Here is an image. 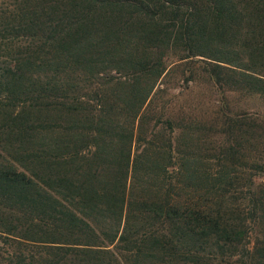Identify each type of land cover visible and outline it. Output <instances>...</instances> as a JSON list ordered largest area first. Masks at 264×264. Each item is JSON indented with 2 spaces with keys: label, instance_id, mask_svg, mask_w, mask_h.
<instances>
[{
  "label": "trees",
  "instance_id": "16d2710c",
  "mask_svg": "<svg viewBox=\"0 0 264 264\" xmlns=\"http://www.w3.org/2000/svg\"><path fill=\"white\" fill-rule=\"evenodd\" d=\"M182 3L0 0V261L264 264V182L255 179L264 177V159L248 157L242 137L235 134V143L227 137L229 144L220 153L205 158L180 153L174 161L170 140L167 147L139 150V145L133 151L142 138L137 122L158 87L156 78L138 75L162 70L147 62L137 67L138 57H127L126 37L148 40L144 35L157 29V43L166 46L171 39L182 40L185 32L186 40L193 41L202 29L213 37L220 24H232L227 28L232 30L245 21L257 29L250 36L258 42L244 54L246 62L192 49L179 59L201 55L222 62L204 65L216 82L226 78L231 88L264 94V73L256 67V60L264 59V0H208L200 30L195 29L200 7L187 4L189 11L181 12ZM163 12H169L167 22L159 28L158 13ZM98 34L112 41L83 56ZM124 66L137 77L119 76ZM94 93L95 99L90 97ZM72 116L84 120L66 121ZM231 121L239 125L242 118L227 115L223 126L228 135L238 130ZM259 124L264 128L263 120ZM88 159L90 166L83 169ZM207 161H213L209 167ZM172 164L176 183L166 179ZM211 181L224 187L214 189L222 195L187 192L192 185L204 190ZM235 181L248 192L240 201L239 195L225 193ZM158 221L166 223V230L156 229Z\"/></svg>",
  "mask_w": 264,
  "mask_h": 264
},
{
  "label": "rangeland",
  "instance_id": "374dc122",
  "mask_svg": "<svg viewBox=\"0 0 264 264\" xmlns=\"http://www.w3.org/2000/svg\"><path fill=\"white\" fill-rule=\"evenodd\" d=\"M206 1L208 0H179L181 3L185 2V5L182 3L180 7L182 9H180L181 12L184 11L186 7H188L187 11H189L190 6L188 5H191V3H196L192 8H195V6L200 7L201 10L197 12L200 20H197V24L195 25V29L197 30H200V27H204L203 15H206ZM167 9L168 11L170 10V8ZM168 13L169 12H163L162 14L158 13V21L160 24L157 27L161 28L163 27L162 24L167 22ZM186 13L187 12L184 14L180 13V16L183 15V18H185L188 15V13ZM164 14L166 17L164 20H161L160 16ZM178 19L181 20L180 17ZM151 22L153 23L152 20ZM243 22L244 26L239 25V28H234L232 30L227 29L229 25H232L227 24V22H225L223 26L220 24L217 28L210 25L209 30L214 28L212 30L213 37H211V34L210 36H206L204 29H202V36L201 34L194 36L193 41L186 40L189 33L185 32L181 35L182 40L176 41L175 38L171 39L166 46L157 43V38H155L157 29L154 30L152 35H144V37H148V40L143 37H133L130 39L126 37L127 45H130L129 47H125V51L129 54L127 57H138L135 61L137 67L143 66L147 62L149 65L158 68V70H162V72L165 70L163 73L161 72L160 75L150 73L144 77L143 75L139 76L137 74L140 79L154 81L156 78L155 83L158 87L154 89V93L152 92L150 95L151 101L148 103L146 102V108L143 110L141 116L142 122H137V126L141 125L139 133L142 135V138L135 142L133 151L134 147L137 148L139 145V150H144L145 148L152 149L154 144L167 147L170 140L173 147L172 157L174 161L178 160L180 153H185L187 156L193 154L197 157L205 158L210 154L214 155L215 153H220L222 147L229 144L226 142L227 137L233 138L231 143H235L234 139H237L235 136L236 134L239 136L238 140L242 137L241 143L244 144L243 149L246 150V155L248 157L253 156L254 158L264 159V128L259 124L260 120L264 121V94L261 90H258V92H249L248 90H242V88H231L228 86V79L226 78L221 82H216L215 78H211L204 69V65L206 64L211 68L212 65H215L214 63L223 64L222 62L212 59L215 57H225L239 64L243 61L246 62V56H244V54L250 52V47L254 45L257 47L258 42L256 40L253 42V38L250 36L252 29L255 32L257 29L251 26L248 27L245 21ZM178 25L179 22L176 21V28L172 30L174 34L179 27ZM145 30L146 29H143L142 31ZM236 38L238 39L236 40ZM111 39L112 38L105 39V36L101 34L95 35V44L84 49L82 51L84 52L83 56L90 57L96 54V51H100L104 49L106 45H109L108 41H112ZM256 39L260 40V37L258 36ZM188 45L193 46V48H189ZM191 49L196 54H207L211 55L210 57L212 58L195 55L190 58L179 59L180 57L186 56L187 51ZM72 53L78 56V49L73 50ZM159 54H163L164 58H162V60L159 58L158 61ZM83 56L81 58H85ZM140 57L143 58L141 59ZM81 58H79V61L82 62L83 60ZM256 63L257 69H259L261 73H264V59L262 61L256 60ZM161 65L164 68L159 67ZM124 67L123 69L125 71L119 73V76L122 77L123 74H125L129 79L137 77L135 74L131 73L130 69L126 66ZM216 72L220 71L217 70ZM112 73L118 75L116 72ZM239 83L246 85L243 81ZM118 91L119 90L116 92ZM90 97L95 99L97 95L94 93ZM18 109L19 108H17V110ZM77 114L78 113H75V116ZM227 115L235 117L240 116L242 118L239 125L231 121L232 127L238 129V132L235 131L231 135H228L230 130L223 126V122L226 120ZM75 116L65 119L69 121V119L73 120L74 117L77 122H79V120H84ZM250 136L251 139H249ZM145 151H142V153ZM87 154H89L88 151ZM235 157L234 155V158ZM235 161L238 164L240 159L235 158ZM212 162L213 161H207V167H209ZM82 164L81 167L83 169H88L90 166V159L83 161ZM71 165L72 164L66 166V168L69 169ZM64 167L65 166L61 165L58 166L60 170ZM101 167H103V165ZM207 167L204 166L203 168ZM232 170L233 169L230 171ZM223 171L225 172V169H223ZM174 172V164L168 166L166 179L168 181L171 179L172 182L176 183ZM255 179L264 182V177ZM191 181L193 180L191 179ZM211 183L212 181L206 184V189L204 190H198L192 185L187 188V192L195 194L199 192L202 193V191H205V193L210 191L214 193L215 196L222 195L221 193L215 192L214 189L224 187L212 186ZM138 185L139 184H135L134 188ZM167 190L168 185L164 184L162 190L163 196ZM211 193H207L208 198H212ZM225 193L229 195V198L231 195H239L240 198L238 200L240 201L248 192L246 188L243 189L239 186L238 182L235 181L232 185L225 188ZM228 195L225 194L224 197H228ZM154 225L158 227L156 228L157 230L162 229L164 231L167 228L166 223L161 225L159 221L154 223ZM252 241L253 236L251 244ZM4 255H7L5 251H1V256L3 257ZM5 263L6 260L0 261V264Z\"/></svg>",
  "mask_w": 264,
  "mask_h": 264
}]
</instances>
